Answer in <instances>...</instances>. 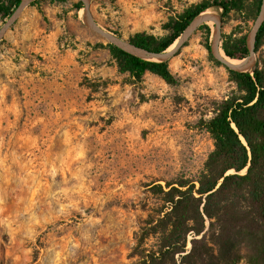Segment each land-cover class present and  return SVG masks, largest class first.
I'll list each match as a JSON object with an SVG mask.
<instances>
[{"label":"rangeland","instance_id":"rangeland-1","mask_svg":"<svg viewBox=\"0 0 264 264\" xmlns=\"http://www.w3.org/2000/svg\"><path fill=\"white\" fill-rule=\"evenodd\" d=\"M77 1L30 5L0 42V264H139L140 248L155 244L140 242L141 225L162 205L153 186L199 175L215 148L205 122L243 94L202 29L168 60L177 83L121 72ZM202 1L91 0V9L129 40L164 36ZM257 14L244 0L223 16L222 42L247 37ZM255 67L264 71V38Z\"/></svg>","mask_w":264,"mask_h":264},{"label":"trees","instance_id":"trees-1","mask_svg":"<svg viewBox=\"0 0 264 264\" xmlns=\"http://www.w3.org/2000/svg\"><path fill=\"white\" fill-rule=\"evenodd\" d=\"M20 1L0 0V14L8 17ZM253 1L258 13L262 0ZM74 5L77 10L83 7L80 1ZM243 6L244 0H205L172 18L165 25L168 33L164 36L138 32L129 40L152 51H165L200 13L218 7L225 16ZM201 29L209 41L212 27L204 23ZM263 38L264 24L256 51ZM107 45L121 72L137 80L151 72L170 84L177 83L168 60H146ZM207 47L211 51L209 44ZM221 48L231 59L249 54L245 36H226ZM229 72L243 94L225 100L205 122L215 148L199 175L167 181V189L161 184L153 186L162 205L141 225L140 242L154 235L155 244L151 250L140 248L139 264H264V71L255 67L253 72ZM189 241L191 248L187 249Z\"/></svg>","mask_w":264,"mask_h":264},{"label":"water","instance_id":"water-1","mask_svg":"<svg viewBox=\"0 0 264 264\" xmlns=\"http://www.w3.org/2000/svg\"><path fill=\"white\" fill-rule=\"evenodd\" d=\"M35 0H21L19 5L12 11V13L7 17L4 24L0 27V42L4 39L7 32L12 28L13 25L18 21V19L22 16L24 11L34 2ZM82 2L84 10V22L86 26L90 29L98 33L104 39H106L109 43L115 45L116 47L131 53L135 56L141 57L146 60L152 61H167L172 56H174L182 46L191 38L193 34L199 29V27L210 21L214 22V28L212 33V42H211V53L213 56L225 64L230 70L236 72H248L255 69L256 66V43L257 37L260 28L264 24V0L261 1L260 8L258 14L254 20V23L247 34L246 37V45L249 51V54L242 60L241 63H233L225 59V57L221 54L223 49L222 45V23H223V15L220 12H202L197 15L185 28L183 33L175 42V47L170 51H152L147 48L138 46L131 42L128 39H125L112 31L105 29L101 26L95 19L92 9H91V0H78ZM223 12V9H222ZM224 52V51H223ZM225 56H227L224 53ZM230 58V57H229Z\"/></svg>","mask_w":264,"mask_h":264},{"label":"bare ground","instance_id":"bare-ground-1","mask_svg":"<svg viewBox=\"0 0 264 264\" xmlns=\"http://www.w3.org/2000/svg\"><path fill=\"white\" fill-rule=\"evenodd\" d=\"M216 8H218V7H216ZM82 10H83V9H82ZM206 12H218V11H217V9H208ZM220 12H221V11H220ZM175 44H176V43H174L173 45H171V46L167 49V51L172 50V49L175 47ZM221 54L225 57L226 60H228V61H230V62L237 63V64L242 62V60H239V59H231V58H229L228 56H225L224 53H223V51H221ZM242 172H244V170H243Z\"/></svg>","mask_w":264,"mask_h":264}]
</instances>
